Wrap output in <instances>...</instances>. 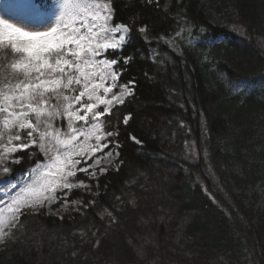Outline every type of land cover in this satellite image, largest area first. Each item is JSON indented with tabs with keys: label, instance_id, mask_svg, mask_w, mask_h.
<instances>
[{
	"label": "trees",
	"instance_id": "1",
	"mask_svg": "<svg viewBox=\"0 0 264 264\" xmlns=\"http://www.w3.org/2000/svg\"><path fill=\"white\" fill-rule=\"evenodd\" d=\"M34 3L43 22L59 0ZM112 8L132 28L121 82L134 80L106 126L117 164L82 177L90 191L62 216L24 210L0 264H264V0ZM29 152L15 177L43 161Z\"/></svg>",
	"mask_w": 264,
	"mask_h": 264
},
{
	"label": "snow or ice",
	"instance_id": "2",
	"mask_svg": "<svg viewBox=\"0 0 264 264\" xmlns=\"http://www.w3.org/2000/svg\"><path fill=\"white\" fill-rule=\"evenodd\" d=\"M114 13L112 0H59L58 11L37 30L0 17V52L13 57L0 62V175L11 173L9 164L21 163L18 154L30 157V149L44 157L28 170L24 184L0 181V190L10 197H0V242L27 207L35 210L59 200L65 208L80 204L69 201V195L74 189L90 191V186L72 181L78 172L95 179L103 158L96 153L119 135L106 126L133 93L134 80L121 82L133 59L122 54L132 28L114 22ZM137 31L143 34L147 28ZM129 118L124 117L125 124ZM112 156V151L105 153Z\"/></svg>",
	"mask_w": 264,
	"mask_h": 264
},
{
	"label": "rangeland",
	"instance_id": "3",
	"mask_svg": "<svg viewBox=\"0 0 264 264\" xmlns=\"http://www.w3.org/2000/svg\"><path fill=\"white\" fill-rule=\"evenodd\" d=\"M21 1H23V0H0V17H4L5 19H8L13 23L18 24L21 27H27L29 30H37L38 26L41 24V22L38 19L34 18V15H32L31 13H28V12H32V11L37 12L38 6L33 3V0H24L25 1V2H23L24 4L22 6H20L19 2H21ZM65 130H66V128H65ZM115 145H116L115 143H112L109 145V147L107 149H104L103 152L96 153V156L103 157L100 161V164L96 167L97 174H100V171H99L100 168H108L111 165L117 164L119 152H118L117 147H115ZM108 151L113 152L112 157H105V153H107ZM116 153H118V155H116ZM93 159H95V157ZM92 163H93V160H91V159L88 160V164H92ZM8 166L11 168V164H9ZM80 166L83 167L86 165H84L82 162ZM90 171H91V169H90ZM84 176H87V175L84 173L78 172L77 177L72 182H76V180H83L86 184L89 185V183L82 178ZM0 181H3L5 184H7L9 181H11L12 183H16L17 181H20L21 184H24L25 182L28 181V171H26L24 174H21V175L15 177L13 175L12 168H11L10 174L0 175ZM75 190H78V189H74L71 192V194L68 197L69 201H73L72 195H73V192ZM18 193H19V187L13 192V194L15 195ZM58 195H62V193H58ZM0 197H2L6 201L10 199L9 196H6L4 194L3 190H0ZM75 200H79L82 202L81 199H75ZM63 203H64L63 200H59V201H57L51 205H48L46 203L44 207H37L35 210L38 211L42 208H45L48 213H52L56 216H62L71 207L76 208L79 205V204L69 203L68 207L65 208L63 206ZM26 209L34 210L31 207H27L24 210H26ZM5 215H6V213H5ZM10 231H9V233H10ZM6 237H4L3 242L5 241ZM3 242H0V245ZM146 246H147L146 243H144V245L140 246L139 254L141 257H143L144 253L146 252ZM149 264H154V263L152 262Z\"/></svg>",
	"mask_w": 264,
	"mask_h": 264
}]
</instances>
